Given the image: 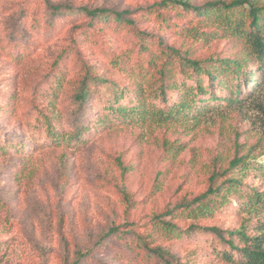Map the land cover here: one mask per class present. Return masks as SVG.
I'll return each mask as SVG.
<instances>
[{"label": "rangeland", "instance_id": "1", "mask_svg": "<svg viewBox=\"0 0 264 264\" xmlns=\"http://www.w3.org/2000/svg\"><path fill=\"white\" fill-rule=\"evenodd\" d=\"M161 1L0 0V264H165L143 248L150 235L149 245L161 248L172 264H226V253L239 257L225 242L242 247L227 234L246 218L239 212L241 201L231 195L211 216L197 218L182 206L195 209L201 202L193 200L209 187L239 176L237 170L222 173L235 154L264 150V77L259 85L243 88L244 96L233 105L209 99V106L176 120L161 122L147 113L111 115L105 126L97 122L112 100L113 86L104 78L120 90L131 80L139 82L149 112L171 105L177 95L169 96L168 104L161 96L155 100L156 73L136 68L139 47L130 29L116 30L107 21L93 31L79 10L134 12L130 16L140 20L137 29L150 36L152 51L158 50V40L182 47L179 29L162 27L154 14L145 19ZM211 1L191 0L196 5ZM54 6L61 13L55 14ZM204 42L187 43L181 53L188 48L201 59L233 54L228 39ZM130 50L127 73L114 69L113 60H123ZM86 66H97L99 82L97 98L82 112L73 92ZM58 75L63 81L55 92ZM129 94L119 104L135 106V95ZM75 122L89 129L76 137ZM50 131L64 140L54 141ZM256 159L264 164V155ZM259 185L250 177L241 191ZM172 210L183 213L171 218ZM249 226H256L255 220ZM111 229L116 234L106 237Z\"/></svg>", "mask_w": 264, "mask_h": 264}, {"label": "trees", "instance_id": "2", "mask_svg": "<svg viewBox=\"0 0 264 264\" xmlns=\"http://www.w3.org/2000/svg\"><path fill=\"white\" fill-rule=\"evenodd\" d=\"M60 9V6H54L53 12L61 13ZM159 10H170L171 17L168 18L165 14L158 13ZM79 12L89 18V25L93 31L100 29L99 23L107 21L114 23L116 30L130 29L135 35L139 47L140 60L136 63V68L140 69L139 73L143 72L145 68V72L156 73L160 92L156 98L154 97L155 100L161 96L162 102L168 104L169 96L177 95L171 105L160 111L152 108L149 112L143 103L145 101L144 91L139 82L134 83L131 80L125 90H120L116 84L108 78H104L106 84L113 86L111 105L107 106L108 114L103 118H100V115L97 117V122L104 126L109 124L111 115L114 118L120 116L133 118L137 115L144 117L143 115L149 113L150 116L161 122L169 119L176 120L193 109H198V106L202 104L209 106V99H212L211 103L225 101L228 105H233L239 103L241 97L244 96L243 88L247 90L256 83L259 85L258 79L264 77V0H213L202 5L193 4L191 0H162L154 6L153 10L151 9V12L148 13L149 16H146L145 19L152 14L160 16L161 26L168 29H179L178 32H175L178 35L177 38L180 37L184 41L182 47L176 48L174 45L164 46L162 41L158 40L157 51H152L153 44L149 40L150 36L137 29L140 20L130 16L134 12L85 7L81 8ZM182 20L185 21L184 24L180 23ZM219 29L221 32L218 31ZM214 39L217 41L228 39L232 56L217 57L216 59L211 56L201 59L192 55L193 53L188 48H185L181 53V49L187 43L201 40L205 41L203 44H206V41ZM131 53L132 50L128 51L123 60L116 57L111 66L127 73ZM96 69L97 66L82 68L83 73L80 72L82 74L78 76V80L74 84L73 101L82 112L87 108L91 99L97 98L94 97L95 87L99 82V78L95 74ZM62 81L61 75L55 76V81L52 82L55 92L60 88ZM218 90H221L224 95L217 94ZM131 92L135 95V106L128 107L119 104L125 95ZM208 96L209 98H207ZM2 109L3 111L8 110L6 107ZM83 115L86 116V114ZM75 125H78L75 132L77 133L76 137L89 129V126L84 123L75 122ZM49 133L50 138L54 141L64 140L56 132L50 131ZM71 138L73 139L72 136L67 137V139ZM261 155H264V150L255 155L246 153L238 156L235 154L229 162L228 168L222 173L237 170L239 176H231L218 186L209 187L202 198L197 197L193 200L194 204L201 202L195 209L191 208L189 204L182 206L187 215L197 218L198 216H211L215 207L222 206L231 195L241 201L239 212L245 213L246 218L241 220L236 230L228 231L227 234L229 237H235V241H238L242 247L235 246L234 240H226L225 243L239 254V257L234 259L231 254L226 253L224 255L226 264H264V164L256 161V158ZM249 158L252 159L251 162L244 164ZM216 177L213 174L210 180L213 181ZM250 177L258 180L260 185L247 188L243 193L242 181L248 180ZM237 188L242 191L238 192ZM214 197L220 201L212 200ZM177 213L182 214L183 212L172 210L169 215L174 218ZM253 220H255L256 226L252 228L249 224ZM210 231L218 237H222V231L218 228L212 227ZM116 232V229H111L106 237L114 235ZM151 241H153V237L150 235L148 240L143 242V248L149 254L157 256L160 262L172 264L165 259V253L161 248L149 245Z\"/></svg>", "mask_w": 264, "mask_h": 264}]
</instances>
